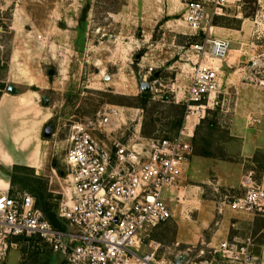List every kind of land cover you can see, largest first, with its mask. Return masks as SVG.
<instances>
[{
	"label": "rangeland",
	"instance_id": "rangeland-1",
	"mask_svg": "<svg viewBox=\"0 0 264 264\" xmlns=\"http://www.w3.org/2000/svg\"><path fill=\"white\" fill-rule=\"evenodd\" d=\"M189 1L0 0V84L5 92L9 85L19 93L35 91L32 111L42 110L43 119L48 115L39 136L16 135L39 145L37 168L0 165L11 191H25L36 201L31 188L40 181L44 201L58 212L70 191L65 162L70 127L79 122L100 136L177 133L190 80L186 51L204 36L183 23ZM208 12L211 35L229 39L231 49L220 64V91L194 128L190 164L181 179L187 191L198 194L188 193L180 202L169 195L172 217L145 240L159 243L167 256L177 252L173 243L189 237L195 222L202 225L229 197L218 176L229 182V164L245 159L244 147L255 151L246 158L253 165L245 162L244 169L252 166V177L264 170V0H227L219 14ZM150 65L161 85L143 92L139 81ZM213 227L209 222L208 229ZM0 264H62V256L42 243L9 238Z\"/></svg>",
	"mask_w": 264,
	"mask_h": 264
},
{
	"label": "built area",
	"instance_id": "built-area-1",
	"mask_svg": "<svg viewBox=\"0 0 264 264\" xmlns=\"http://www.w3.org/2000/svg\"><path fill=\"white\" fill-rule=\"evenodd\" d=\"M225 3L227 0L186 3L184 25L204 36L186 51L190 80L182 97L184 121L177 133L156 137L138 131H110L100 136L85 123L72 125L65 154L70 191L57 212L65 227L53 226L30 194L0 187V254L7 249L9 238H22L60 254L62 264H218L217 258L231 264H261L248 241L223 240L196 252L190 247L182 250L175 242L177 252L172 256L161 253L162 247L153 240L145 244L150 231L172 217L165 194L175 193L181 201L178 183L189 167L194 128L220 91V64L231 43L211 35L208 11L212 8V13L219 14ZM153 68L148 67L142 80L147 81L149 75L150 90L161 85ZM244 180L243 193L225 195L216 207L218 214L224 208L264 213V188L254 182L251 172Z\"/></svg>",
	"mask_w": 264,
	"mask_h": 264
},
{
	"label": "crops",
	"instance_id": "crops-1",
	"mask_svg": "<svg viewBox=\"0 0 264 264\" xmlns=\"http://www.w3.org/2000/svg\"><path fill=\"white\" fill-rule=\"evenodd\" d=\"M0 62L3 64L4 61L1 60ZM37 99V93L33 90L19 93L16 89L13 92H5L3 87L0 88V165L4 168L13 165H26L32 168H37L38 166L39 145L30 139L21 142L18 141L21 139L20 137L19 139L16 138L17 133H22V136L33 133L37 137L36 135L39 136L42 132V127L47 122L48 115L43 119L42 110L37 113L35 110V112L32 111L36 108L32 106L37 102ZM28 107H32V109ZM105 132L106 134L110 133L109 131ZM254 154V149H246L244 147L241 155L245 159L239 163L229 164V182L221 176V173L218 176L219 181L221 183L224 182L225 190L228 191L229 189V196H238L243 193L246 173L254 172L252 166L244 169L245 162H250L253 165V162L246 161V158L251 159ZM2 176L0 172V187L9 186V182ZM252 178L257 185L264 188V170ZM233 190L238 191V193L233 194ZM191 192H194L195 195L198 194V191H187L181 185L180 180L178 193L182 198ZM165 201L170 206L169 193L165 194ZM216 214H211L210 218L204 220L200 226L195 222L193 229L189 231L190 236L176 241L180 243L181 249L190 247L196 252L201 248L215 247L223 240H228L229 242L248 241L251 253L260 260L261 264H264V213L234 212L224 208L222 214L217 212ZM181 218L184 220L189 219L187 210ZM209 222L213 224V228L208 229ZM217 263L231 264L228 261H222L220 258H217Z\"/></svg>",
	"mask_w": 264,
	"mask_h": 264
},
{
	"label": "trees",
	"instance_id": "trees-1",
	"mask_svg": "<svg viewBox=\"0 0 264 264\" xmlns=\"http://www.w3.org/2000/svg\"><path fill=\"white\" fill-rule=\"evenodd\" d=\"M3 85L0 84V88H2ZM146 94V93H144ZM146 98V96H145ZM25 186V185H24ZM23 186V187H24ZM43 185L41 184L40 181H37V185L35 187L31 188V191L34 193L35 197V205L39 206L40 210L43 212L44 217L55 227L63 229L65 227L63 221L60 220L58 217L57 213L54 210L55 205L45 202L43 199ZM36 206V207H37Z\"/></svg>",
	"mask_w": 264,
	"mask_h": 264
},
{
	"label": "water",
	"instance_id": "water-1",
	"mask_svg": "<svg viewBox=\"0 0 264 264\" xmlns=\"http://www.w3.org/2000/svg\"><path fill=\"white\" fill-rule=\"evenodd\" d=\"M49 73H51V71H49ZM158 75H159V72H155V73L153 74L154 77H158ZM139 85H140L141 90H142L143 92H147V91L150 90V84H149L148 81H139ZM14 89H15V88H14L13 86H10V85L7 86V90H8V91L13 92ZM44 102H46V98H44ZM176 264H180L179 261H177Z\"/></svg>",
	"mask_w": 264,
	"mask_h": 264
}]
</instances>
